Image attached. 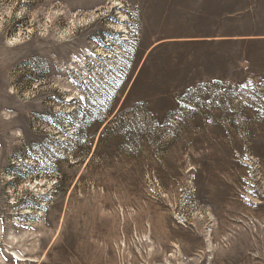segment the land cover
<instances>
[{
	"label": "rangeland",
	"instance_id": "1",
	"mask_svg": "<svg viewBox=\"0 0 264 264\" xmlns=\"http://www.w3.org/2000/svg\"><path fill=\"white\" fill-rule=\"evenodd\" d=\"M0 264H264V0H0Z\"/></svg>",
	"mask_w": 264,
	"mask_h": 264
},
{
	"label": "bare ground",
	"instance_id": "2",
	"mask_svg": "<svg viewBox=\"0 0 264 264\" xmlns=\"http://www.w3.org/2000/svg\"><path fill=\"white\" fill-rule=\"evenodd\" d=\"M17 259H21V258H19V257H16Z\"/></svg>",
	"mask_w": 264,
	"mask_h": 264
}]
</instances>
